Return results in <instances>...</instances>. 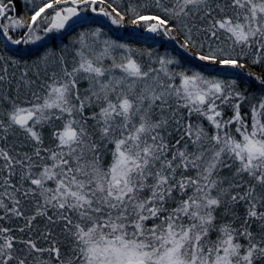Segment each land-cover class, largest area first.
Instances as JSON below:
<instances>
[{
	"label": "snow or ice",
	"instance_id": "snow-or-ice-1",
	"mask_svg": "<svg viewBox=\"0 0 264 264\" xmlns=\"http://www.w3.org/2000/svg\"><path fill=\"white\" fill-rule=\"evenodd\" d=\"M0 264H264V0H0Z\"/></svg>",
	"mask_w": 264,
	"mask_h": 264
}]
</instances>
